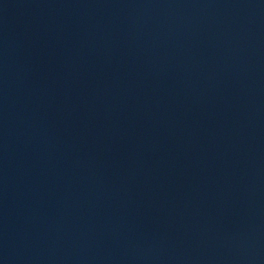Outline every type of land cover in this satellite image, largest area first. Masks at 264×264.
<instances>
[{
    "label": "water",
    "instance_id": "1",
    "mask_svg": "<svg viewBox=\"0 0 264 264\" xmlns=\"http://www.w3.org/2000/svg\"><path fill=\"white\" fill-rule=\"evenodd\" d=\"M0 264H264V0H0Z\"/></svg>",
    "mask_w": 264,
    "mask_h": 264
}]
</instances>
